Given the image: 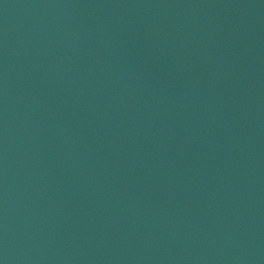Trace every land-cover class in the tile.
I'll return each instance as SVG.
<instances>
[{
  "label": "water",
  "instance_id": "obj_1",
  "mask_svg": "<svg viewBox=\"0 0 264 264\" xmlns=\"http://www.w3.org/2000/svg\"><path fill=\"white\" fill-rule=\"evenodd\" d=\"M0 264H264V0H0Z\"/></svg>",
  "mask_w": 264,
  "mask_h": 264
}]
</instances>
